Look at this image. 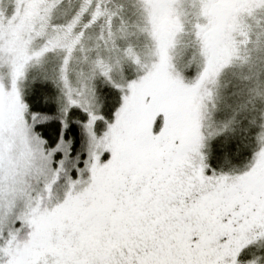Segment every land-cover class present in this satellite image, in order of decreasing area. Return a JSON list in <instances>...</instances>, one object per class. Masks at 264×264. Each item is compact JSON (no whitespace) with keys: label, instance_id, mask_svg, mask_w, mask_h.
Instances as JSON below:
<instances>
[{"label":"snow or ice","instance_id":"6c2138e0","mask_svg":"<svg viewBox=\"0 0 264 264\" xmlns=\"http://www.w3.org/2000/svg\"><path fill=\"white\" fill-rule=\"evenodd\" d=\"M0 264H264V0H0Z\"/></svg>","mask_w":264,"mask_h":264}]
</instances>
